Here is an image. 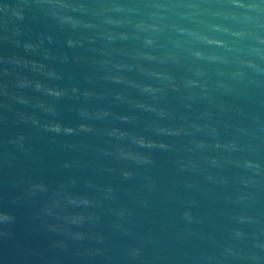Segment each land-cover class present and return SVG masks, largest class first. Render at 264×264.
Here are the masks:
<instances>
[{"label":"water","instance_id":"95a60500","mask_svg":"<svg viewBox=\"0 0 264 264\" xmlns=\"http://www.w3.org/2000/svg\"><path fill=\"white\" fill-rule=\"evenodd\" d=\"M0 264H264V0H0Z\"/></svg>","mask_w":264,"mask_h":264}]
</instances>
